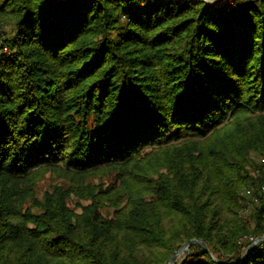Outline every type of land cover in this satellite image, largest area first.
Wrapping results in <instances>:
<instances>
[{"label":"trees","instance_id":"1","mask_svg":"<svg viewBox=\"0 0 264 264\" xmlns=\"http://www.w3.org/2000/svg\"><path fill=\"white\" fill-rule=\"evenodd\" d=\"M261 156L264 0H0V264H264Z\"/></svg>","mask_w":264,"mask_h":264},{"label":"rangeland","instance_id":"2","mask_svg":"<svg viewBox=\"0 0 264 264\" xmlns=\"http://www.w3.org/2000/svg\"><path fill=\"white\" fill-rule=\"evenodd\" d=\"M226 0H222V2H224ZM262 157V156H261ZM260 157V158H261ZM260 158L258 157L257 159H259V162L261 161ZM261 163H264L261 161ZM251 169V172L252 174H256V175H260V168H261V171L263 170L264 167H261L260 165V168L259 167H249ZM96 180V179H95ZM97 181V180H96ZM52 182V179L50 178H47L45 179V181H43L41 184H40V187H39V195L42 196L43 192L45 191L46 188H48V185ZM246 187H249L248 185L244 186L242 189H241V194H243V190L246 189ZM84 203H87L86 201H84ZM242 205H241V209L240 211L242 212V216L244 218L245 221H249L250 223L252 222L251 220V213L253 212L251 207H252V204L249 200V198L247 197V200L243 198V201L241 202ZM79 209V208H78ZM80 210V209H79ZM189 250L190 249H184V250H177L176 252V258L174 260V262L172 263L171 260L169 261L168 264H175L177 261H180L182 259H184L186 256V253L188 254L189 253Z\"/></svg>","mask_w":264,"mask_h":264},{"label":"water","instance_id":"3","mask_svg":"<svg viewBox=\"0 0 264 264\" xmlns=\"http://www.w3.org/2000/svg\"><path fill=\"white\" fill-rule=\"evenodd\" d=\"M204 1L207 2V3H209L210 5H212L216 0H204ZM263 241H264V236H262L261 238H256L255 241H254L250 246H248V249H247L246 252L244 253L245 255H244L243 258L245 259V257L247 256L246 253H248V251H249L250 249H252L254 246H256L257 244H259V243H261V242H263ZM195 242L200 243V244L203 246L204 249H206L208 252H210V253L212 254V252H211V250H210V247H209L208 243H207L206 241H203V240L198 239V238L191 239L190 242L183 244L179 250L190 249L191 245H192L193 243H195ZM212 255H213V254H212ZM213 256L215 257V255H213ZM175 258H176V254H174V255L172 256V258H171V262H172V263L174 262Z\"/></svg>","mask_w":264,"mask_h":264},{"label":"built area","instance_id":"4","mask_svg":"<svg viewBox=\"0 0 264 264\" xmlns=\"http://www.w3.org/2000/svg\"><path fill=\"white\" fill-rule=\"evenodd\" d=\"M261 161L264 162V157L261 158ZM262 188H264V185L262 186ZM243 194L247 197H251L253 198L254 200H257L258 197L255 196V192H254V189L251 188V187H246V189L243 190ZM249 239H253L254 240V237L252 235L248 236Z\"/></svg>","mask_w":264,"mask_h":264}]
</instances>
